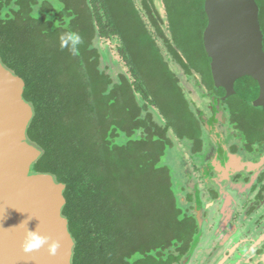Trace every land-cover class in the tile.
<instances>
[{"label": "trees", "instance_id": "16d2710c", "mask_svg": "<svg viewBox=\"0 0 264 264\" xmlns=\"http://www.w3.org/2000/svg\"><path fill=\"white\" fill-rule=\"evenodd\" d=\"M161 4L0 0V60L24 81L26 137L42 151L30 170L66 185L73 264H175L188 246L163 157L189 117L181 76L208 69L207 20L204 0ZM66 33L83 39L74 53L60 46ZM99 39L115 40L125 70L114 77Z\"/></svg>", "mask_w": 264, "mask_h": 264}, {"label": "flooded vegetation", "instance_id": "af4514ba", "mask_svg": "<svg viewBox=\"0 0 264 264\" xmlns=\"http://www.w3.org/2000/svg\"><path fill=\"white\" fill-rule=\"evenodd\" d=\"M259 22L264 50V7ZM207 67L197 78L183 76L192 87L184 89L189 117L172 136L184 174L175 194L193 228L175 264L189 252L186 264H264V101L223 97L210 59Z\"/></svg>", "mask_w": 264, "mask_h": 264}, {"label": "water", "instance_id": "95a60500", "mask_svg": "<svg viewBox=\"0 0 264 264\" xmlns=\"http://www.w3.org/2000/svg\"><path fill=\"white\" fill-rule=\"evenodd\" d=\"M203 7L207 24L202 40L215 85L223 88V97L238 94L263 103V33L257 2L204 0ZM23 90V79L0 60V264H71L75 243L62 214L66 185L50 173L30 170L42 151L26 137L33 109ZM34 233L45 242L28 250ZM198 240L195 236L193 245ZM188 254L180 264L187 263Z\"/></svg>", "mask_w": 264, "mask_h": 264}, {"label": "rangeland", "instance_id": "374dc122", "mask_svg": "<svg viewBox=\"0 0 264 264\" xmlns=\"http://www.w3.org/2000/svg\"><path fill=\"white\" fill-rule=\"evenodd\" d=\"M155 2L159 3L162 6L161 0H155ZM114 45H115L114 39H111V40L110 39H99L97 41V47L102 56L103 67L106 72L112 75V77H114L117 72L125 70L121 61L119 60L117 53L114 50ZM179 75H182L180 71H179ZM181 80H182L184 89L187 92L191 91L192 90L191 85L188 84L186 81H184V78L182 76H181ZM177 159L178 158L177 156H175V152H173L171 148L166 150L164 157H163V161L165 162L166 166L169 168V172H170V176H171V180H172V184H173V188L175 192H179L181 188L180 182L184 178V174L182 170L183 167Z\"/></svg>", "mask_w": 264, "mask_h": 264}, {"label": "clouds", "instance_id": "9594fccd", "mask_svg": "<svg viewBox=\"0 0 264 264\" xmlns=\"http://www.w3.org/2000/svg\"><path fill=\"white\" fill-rule=\"evenodd\" d=\"M69 42H71L70 51H72L74 53L76 51L77 45H80V44L83 43V39L78 33H66V34H62L60 36V46H61V48L69 46ZM44 242H45V239L43 237H41L40 235L34 233L31 236V238H30V240H29V242L27 244V249L31 250L33 248H38ZM55 246H56L55 244L50 245L49 250L50 251H54Z\"/></svg>", "mask_w": 264, "mask_h": 264}]
</instances>
